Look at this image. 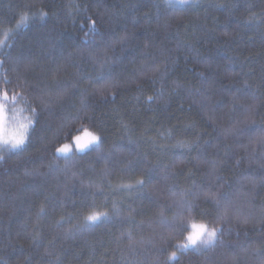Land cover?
Instances as JSON below:
<instances>
[{
  "label": "trees",
  "instance_id": "16d2710c",
  "mask_svg": "<svg viewBox=\"0 0 264 264\" xmlns=\"http://www.w3.org/2000/svg\"><path fill=\"white\" fill-rule=\"evenodd\" d=\"M190 2L0 0L13 26L24 4L48 12L0 51L37 108L24 148L0 151V264H165L161 212L186 194L215 218L192 197L209 186L223 235L178 264H264V0ZM81 125L100 148L55 158ZM92 205L108 219L85 227Z\"/></svg>",
  "mask_w": 264,
  "mask_h": 264
},
{
  "label": "snow or ice",
  "instance_id": "6c2138e0",
  "mask_svg": "<svg viewBox=\"0 0 264 264\" xmlns=\"http://www.w3.org/2000/svg\"><path fill=\"white\" fill-rule=\"evenodd\" d=\"M171 2V0H167ZM179 3H188V0H178ZM48 12L43 7L33 11L31 4H24L18 14V19L15 20L13 26L11 21L0 20V51L5 48L10 49L11 43L15 35L22 29L26 28L35 19H46ZM9 25L4 27V25ZM91 30L95 31L96 23L91 22ZM4 61H0L2 66ZM107 65L101 64V69ZM158 70V69H157ZM108 80L105 78L104 83ZM31 94L27 92L24 85L13 83L7 73L0 77V151H17L24 148L29 140V133L36 124L37 108L33 105L30 99ZM149 96L148 100L152 101ZM25 105L30 115L25 118V122L16 123V112L18 105ZM11 106V107H10ZM11 114V115H10ZM14 125L9 132V124ZM78 133L70 136L74 142L78 153H86L92 150H98L102 144L101 137L88 127L81 125ZM71 152L70 145L64 143L60 147L55 148V158L69 159ZM138 185H143V180L136 182ZM175 195V194H174ZM179 200L174 201L177 209L172 216L171 221L164 218L163 211L161 212V225L169 233V237H162L165 242L169 243L171 251L161 249L162 254L167 256L165 264L176 262L178 264V251L186 253L188 251H200L215 247L219 237L223 235V225L229 218V198L219 192L218 189H213L211 186L202 188L198 192L193 193V201H198L201 198L206 203H211L216 209V217L209 220L206 212H197L198 204L185 199L186 194H178ZM91 210L84 216L85 227L95 225L98 222L108 219V212L98 210L95 205L90 206ZM43 211V210H42ZM170 239H179L178 243L171 244Z\"/></svg>",
  "mask_w": 264,
  "mask_h": 264
},
{
  "label": "rangeland",
  "instance_id": "374dc122",
  "mask_svg": "<svg viewBox=\"0 0 264 264\" xmlns=\"http://www.w3.org/2000/svg\"><path fill=\"white\" fill-rule=\"evenodd\" d=\"M173 2H176V3H179L178 0H172ZM191 0H188V2H190ZM193 1V0H192ZM191 3V2H190ZM185 4H189V3H180V5H185ZM11 115V114H10ZM20 122H25V119L24 117L21 115L20 112H16V123H20ZM14 125L12 123L9 124V127H8V131L10 132L12 129H13ZM82 135V133H80ZM67 144L70 145V148H71V152L69 153V155H74V154H82V153H78L77 150H76V147H75V144L73 141L71 142H68Z\"/></svg>",
  "mask_w": 264,
  "mask_h": 264
},
{
  "label": "bare ground",
  "instance_id": "6f19581e",
  "mask_svg": "<svg viewBox=\"0 0 264 264\" xmlns=\"http://www.w3.org/2000/svg\"><path fill=\"white\" fill-rule=\"evenodd\" d=\"M254 188V187H253ZM251 189V188H250ZM254 212V211H253ZM264 220V219H263ZM228 223V222H227Z\"/></svg>",
  "mask_w": 264,
  "mask_h": 264
}]
</instances>
